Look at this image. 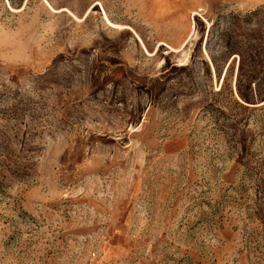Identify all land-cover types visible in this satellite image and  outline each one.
Wrapping results in <instances>:
<instances>
[{"label":"rangeland","instance_id":"obj_1","mask_svg":"<svg viewBox=\"0 0 264 264\" xmlns=\"http://www.w3.org/2000/svg\"><path fill=\"white\" fill-rule=\"evenodd\" d=\"M0 264H264V0H0Z\"/></svg>","mask_w":264,"mask_h":264}]
</instances>
